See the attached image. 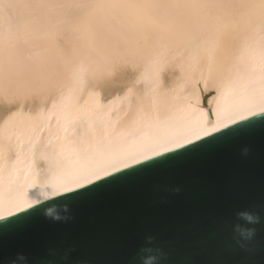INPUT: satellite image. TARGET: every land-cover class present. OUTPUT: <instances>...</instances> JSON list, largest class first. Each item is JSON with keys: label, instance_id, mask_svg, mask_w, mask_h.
Listing matches in <instances>:
<instances>
[{"label": "bare ground", "instance_id": "6f19581e", "mask_svg": "<svg viewBox=\"0 0 264 264\" xmlns=\"http://www.w3.org/2000/svg\"><path fill=\"white\" fill-rule=\"evenodd\" d=\"M29 2L43 7L16 14L13 23L19 31H14L11 43L23 60L40 62L49 86L17 89L9 95L0 85V193L6 195L10 187L16 190L9 180L15 179L17 169L24 175L29 162L26 149L33 138L41 141L40 151L49 156L52 146L66 143L64 162L71 163L68 149L73 145L162 134L176 122L198 115L195 110L212 95L199 92L194 78L181 79L175 56L182 50L166 51L167 39L157 38L163 35V18L129 14L117 22L116 16H125L123 10L74 6L118 0ZM3 42L9 43L7 36ZM9 144L25 150L19 163ZM41 186L49 187L40 183L29 191L31 199ZM42 203L37 200L33 207Z\"/></svg>", "mask_w": 264, "mask_h": 264}, {"label": "snow or ice", "instance_id": "6c2138e0", "mask_svg": "<svg viewBox=\"0 0 264 264\" xmlns=\"http://www.w3.org/2000/svg\"><path fill=\"white\" fill-rule=\"evenodd\" d=\"M74 6L123 10L125 16H116L117 22L128 19L129 14L163 18V35L157 38L167 39L166 51L182 50L175 56L181 79L194 78L199 92L212 95L203 99V108L195 110L198 115L176 122L162 134L109 140L95 146L73 145L68 149L71 163L64 162L66 143L52 146L49 156L40 151L41 141L33 138L26 149L29 162L24 175L17 169L15 179L9 180L16 190L10 187L6 195L0 193V220L6 222L0 228L32 215L28 209L35 203L29 191L40 183L55 187L59 194L83 196L152 168L161 158L166 161L195 152L240 130L258 126L264 130V0H118ZM40 7L43 5L29 0H0V85L9 95L17 89L49 86L40 62L33 65L23 60L11 43L14 31H19L13 23L16 14ZM213 11L214 16L209 14ZM5 36L8 44L3 42ZM8 150L19 163L25 150L11 144ZM38 160L43 163L38 164Z\"/></svg>", "mask_w": 264, "mask_h": 264}, {"label": "water", "instance_id": "95a60500", "mask_svg": "<svg viewBox=\"0 0 264 264\" xmlns=\"http://www.w3.org/2000/svg\"><path fill=\"white\" fill-rule=\"evenodd\" d=\"M65 204L68 221L44 215L52 205L54 214L62 212ZM245 211L264 221L259 126L161 158L152 168L83 196L70 192L28 209L31 216L0 228V264H11L18 254L39 264L48 250L51 257L70 250L61 264H137L146 247L159 248L163 264H264V222L255 226L257 236L247 248L236 243Z\"/></svg>", "mask_w": 264, "mask_h": 264}, {"label": "clouds", "instance_id": "9594fccd", "mask_svg": "<svg viewBox=\"0 0 264 264\" xmlns=\"http://www.w3.org/2000/svg\"><path fill=\"white\" fill-rule=\"evenodd\" d=\"M243 151L244 154L247 155L248 149H244ZM58 194L59 191L51 185H49V187L46 189L44 186H41L38 191V196L33 197L32 201L34 203H37V200H39L40 203L47 202L54 200ZM54 207L55 205H52L49 208L44 209L43 212L47 218L56 222L68 221L71 219V217L68 215L70 209L66 204L63 206L62 212L57 210L55 214L53 213ZM239 219H241L244 224L237 225L235 228L236 243L241 248H247V245L257 236V228L255 226L261 224L264 221H262V218L259 214H255L250 211L240 213ZM69 252H65L63 256H60L57 253L56 257H51L48 250L47 254L39 260V264H61V261H67ZM164 259V253L159 248L146 247L141 250V253L138 256L137 264H163ZM11 264H29V261L25 255L18 254L12 260Z\"/></svg>", "mask_w": 264, "mask_h": 264}]
</instances>
